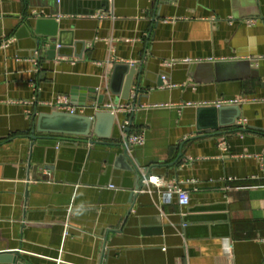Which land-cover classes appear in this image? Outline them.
Instances as JSON below:
<instances>
[{
  "label": "crops",
  "instance_id": "crops-1",
  "mask_svg": "<svg viewBox=\"0 0 264 264\" xmlns=\"http://www.w3.org/2000/svg\"><path fill=\"white\" fill-rule=\"evenodd\" d=\"M40 1L0 0V264L8 253L23 264H264V0H72L93 14L58 15ZM32 15L58 18L74 39L64 55L39 58L32 36L16 37ZM215 62L218 76L193 67ZM133 64L140 93L164 81L133 113L146 141L131 157L158 181L141 191L117 161L121 144L57 149L29 137L39 114L64 111L50 105L61 94L93 117L131 104ZM227 99L238 100L236 125L198 132L196 107Z\"/></svg>",
  "mask_w": 264,
  "mask_h": 264
},
{
  "label": "water",
  "instance_id": "water-1",
  "mask_svg": "<svg viewBox=\"0 0 264 264\" xmlns=\"http://www.w3.org/2000/svg\"><path fill=\"white\" fill-rule=\"evenodd\" d=\"M69 2L72 0H43L38 6L51 7V13L53 14H71V13H91L92 10L80 11L77 9H71ZM104 5L109 6L104 0ZM94 8V5H93ZM32 19V21H30ZM67 31L59 28L58 18L55 17H37L35 15L29 16L25 20L23 25L17 32L16 37L32 36L36 43V49L40 52L39 58L42 56H48L55 58L57 55L62 56L63 47L66 45L72 46L74 39H67L65 37ZM242 66L244 73L247 77L257 76L256 69L251 68L249 61H236L231 63L230 66ZM224 62L209 63H197L194 64L196 71L201 70L203 67H210L217 74L225 68ZM142 71L138 70L136 64L127 65V71L124 75L123 85L125 86V92L129 88L131 91L132 86L136 85L137 94L134 101H130L132 105V113L124 112L125 116L121 123H118L117 117L110 111H99L93 118L90 115L85 114H72L65 111L54 110L51 113H41L38 115L37 120H34L33 126L29 131V137L36 142L37 146L41 147H54L57 148L62 145L78 146L80 143H87L93 145L96 143H110L112 145L121 144L123 146V152H121L117 161L121 162L125 169L135 175V190L141 191L144 187L145 181L150 178V170L148 168H140V165L135 161L128 152L127 144L122 143L123 135H116V132L120 130V124H124L126 120L129 124L123 128L125 138L133 132V113L138 105L141 104L142 96L152 97L157 95L160 90L164 88V81L159 80L156 83V88L148 90L144 93H140V84L143 80ZM163 78V76H161ZM264 84V82H263ZM91 91V90H89ZM93 91V90H92ZM76 91L72 92L74 95ZM129 93V92H128ZM126 97V96H125ZM83 101L82 104H85ZM71 104L73 102L71 101ZM132 114V115H131ZM241 116L240 107L237 104H225V105H198L196 107V128L198 132L206 130H219L223 126L236 125V119ZM121 140V141H120ZM110 141V142H105ZM181 151L178 153V157L181 156ZM31 166V163H29ZM8 264H23L17 262L11 254L8 253ZM0 256H2L0 254Z\"/></svg>",
  "mask_w": 264,
  "mask_h": 264
},
{
  "label": "built area",
  "instance_id": "built-area-1",
  "mask_svg": "<svg viewBox=\"0 0 264 264\" xmlns=\"http://www.w3.org/2000/svg\"><path fill=\"white\" fill-rule=\"evenodd\" d=\"M7 43L4 42L3 46H5ZM112 50V47H111ZM38 55V52H37ZM177 62L175 59H171L168 63L172 64ZM184 62L192 63L196 62L191 59H184ZM38 62L35 60V64ZM163 79H165V76L163 75ZM137 94L135 93L133 95V101L136 99ZM238 100L237 99H227V100H222L219 101L218 103H215L214 105L220 106V105H225V104H237ZM50 105L55 107L56 109H61L66 112L72 113V114H85L86 113V106H80V105H75L71 104L70 102V97L66 94H61L57 97V100L55 102H51ZM208 105V104H205ZM105 108L110 111L111 113L117 115L120 111H130L132 112V105L131 104H118L114 102H108L105 104ZM93 118V116H91ZM129 124V121L126 120L124 124H120V127L123 131V128L126 127ZM124 134V133H123ZM145 134L144 131H138V132H132L128 138H125V134L123 135L122 143L127 144L126 147L128 149L129 154H132V150L134 146L137 145H144L145 144ZM263 161H264V155L262 156ZM152 180L154 182L157 181V177H150L149 180ZM169 193L173 194L175 193L178 197V202L181 206H187L190 203V195L189 192L183 188L180 184H175L169 188Z\"/></svg>",
  "mask_w": 264,
  "mask_h": 264
}]
</instances>
